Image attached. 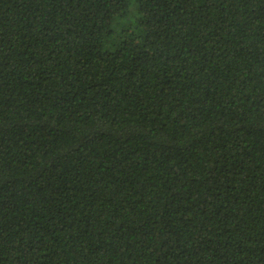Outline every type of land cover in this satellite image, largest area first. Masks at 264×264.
I'll list each match as a JSON object with an SVG mask.
<instances>
[{"label":"trees","instance_id":"obj_1","mask_svg":"<svg viewBox=\"0 0 264 264\" xmlns=\"http://www.w3.org/2000/svg\"><path fill=\"white\" fill-rule=\"evenodd\" d=\"M0 264H264V0H0Z\"/></svg>","mask_w":264,"mask_h":264}]
</instances>
